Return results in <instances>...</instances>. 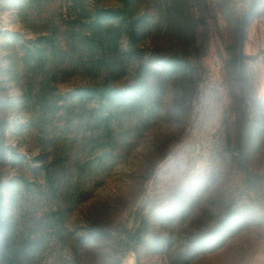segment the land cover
<instances>
[{"label": "rangeland", "instance_id": "obj_1", "mask_svg": "<svg viewBox=\"0 0 264 264\" xmlns=\"http://www.w3.org/2000/svg\"><path fill=\"white\" fill-rule=\"evenodd\" d=\"M122 4L0 0V219L17 223L19 264H119L128 250L137 264H264V0L201 4L190 110L126 118L100 159L55 111L94 72L79 24ZM174 35L169 51L186 44ZM42 100H57L47 115ZM176 162L199 171L186 191Z\"/></svg>", "mask_w": 264, "mask_h": 264}, {"label": "trees", "instance_id": "obj_2", "mask_svg": "<svg viewBox=\"0 0 264 264\" xmlns=\"http://www.w3.org/2000/svg\"><path fill=\"white\" fill-rule=\"evenodd\" d=\"M122 1V6L115 9H99L94 5L92 16L86 18L89 20L79 24V28H86L88 34L78 42H84L87 49L90 48L85 63L94 72L87 84L74 89L75 99L71 100L72 95L61 97L58 101L63 104L55 111V115L60 114L66 121L62 131L75 124L78 133L81 131L80 136L86 131L91 133L87 146L89 149L100 147L102 153L97 157L100 159L112 156L126 118L138 117L148 123L165 107L168 110L164 115L189 111L199 83L192 60L194 51L188 47H194L197 40L196 27L200 18L195 11L207 0ZM241 24L239 46L244 22ZM174 33L186 34V44L169 51L166 47L171 46ZM147 40L156 46L148 49L143 44ZM159 40L163 44H158ZM124 41L126 49L122 46ZM49 54L52 59L55 57L54 52ZM41 104L45 105V115L52 111L53 106L45 100ZM46 217L51 218L49 214ZM9 223L0 219V225H5L6 229L0 240V264H19L23 250L17 243H12L17 223ZM101 232V227L94 222L87 235L93 237ZM80 238L86 240L84 236ZM191 241L189 239L188 244Z\"/></svg>", "mask_w": 264, "mask_h": 264}, {"label": "clouds", "instance_id": "obj_3", "mask_svg": "<svg viewBox=\"0 0 264 264\" xmlns=\"http://www.w3.org/2000/svg\"><path fill=\"white\" fill-rule=\"evenodd\" d=\"M176 170L180 175L181 183L179 185L182 191L188 190L192 184L196 183L201 177L197 169L188 171L181 162L175 163Z\"/></svg>", "mask_w": 264, "mask_h": 264}, {"label": "built area", "instance_id": "obj_4", "mask_svg": "<svg viewBox=\"0 0 264 264\" xmlns=\"http://www.w3.org/2000/svg\"><path fill=\"white\" fill-rule=\"evenodd\" d=\"M119 264H137L135 252L133 250H128L121 258Z\"/></svg>", "mask_w": 264, "mask_h": 264}]
</instances>
